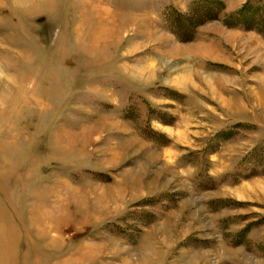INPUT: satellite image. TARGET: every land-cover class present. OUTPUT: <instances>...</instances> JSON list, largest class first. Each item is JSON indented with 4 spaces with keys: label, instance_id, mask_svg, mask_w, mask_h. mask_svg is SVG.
Segmentation results:
<instances>
[{
    "label": "rangeland",
    "instance_id": "rangeland-1",
    "mask_svg": "<svg viewBox=\"0 0 264 264\" xmlns=\"http://www.w3.org/2000/svg\"><path fill=\"white\" fill-rule=\"evenodd\" d=\"M248 1L0 0V264H264Z\"/></svg>",
    "mask_w": 264,
    "mask_h": 264
},
{
    "label": "trees",
    "instance_id": "trees-1",
    "mask_svg": "<svg viewBox=\"0 0 264 264\" xmlns=\"http://www.w3.org/2000/svg\"><path fill=\"white\" fill-rule=\"evenodd\" d=\"M250 3H251V0L250 1H248L247 3H246V7H245V9L247 8V6H249L250 5ZM197 4V3H196ZM199 4V3H198ZM201 4V3H200ZM244 9V10H245ZM249 14H256L257 13V10L255 9H252V8H250L248 11H247ZM263 12V11H262ZM263 16H264V12H263ZM154 108H150V110H153ZM155 111H156V109H155ZM160 113V112H159ZM161 114V113H160ZM135 122H136V118H135ZM148 123H146L145 125H142L141 127H145V130H146V133L147 134H150V132L151 131H149V130H147V127H148V125H147Z\"/></svg>",
    "mask_w": 264,
    "mask_h": 264
},
{
    "label": "crops",
    "instance_id": "crops-1",
    "mask_svg": "<svg viewBox=\"0 0 264 264\" xmlns=\"http://www.w3.org/2000/svg\"><path fill=\"white\" fill-rule=\"evenodd\" d=\"M214 51V53H215V49L213 50ZM261 98H259L258 100H260ZM66 214V212L62 209V212H58L57 213V215H53L54 216V218L57 216V217H61V216H63V218H64V216H66L65 215ZM58 236H56V237H54V238H57ZM54 238H51V239H54ZM53 242L52 243H54L55 241H57V240H52Z\"/></svg>",
    "mask_w": 264,
    "mask_h": 264
}]
</instances>
